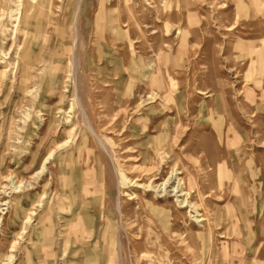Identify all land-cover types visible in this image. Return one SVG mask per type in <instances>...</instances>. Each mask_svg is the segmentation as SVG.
Instances as JSON below:
<instances>
[{"label": "rangeland", "instance_id": "rangeland-1", "mask_svg": "<svg viewBox=\"0 0 264 264\" xmlns=\"http://www.w3.org/2000/svg\"><path fill=\"white\" fill-rule=\"evenodd\" d=\"M0 264H264V0H0Z\"/></svg>", "mask_w": 264, "mask_h": 264}, {"label": "bare ground", "instance_id": "bare-ground-1", "mask_svg": "<svg viewBox=\"0 0 264 264\" xmlns=\"http://www.w3.org/2000/svg\"><path fill=\"white\" fill-rule=\"evenodd\" d=\"M166 186V185H165ZM167 188V187H166ZM177 190V189H176ZM174 191V190H173ZM178 191V190H177ZM175 192V191H174ZM183 193V192H182ZM172 194H173V192H172ZM183 203L184 202H182V206H185V205H183ZM189 204V203H188ZM201 220V219H200ZM202 221V220H201ZM88 238V237H87Z\"/></svg>", "mask_w": 264, "mask_h": 264}]
</instances>
